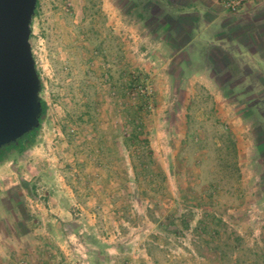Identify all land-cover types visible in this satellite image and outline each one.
Returning a JSON list of instances; mask_svg holds the SVG:
<instances>
[{"label": "rangeland", "instance_id": "obj_1", "mask_svg": "<svg viewBox=\"0 0 264 264\" xmlns=\"http://www.w3.org/2000/svg\"><path fill=\"white\" fill-rule=\"evenodd\" d=\"M30 42L49 110L0 163V264H264V0H38Z\"/></svg>", "mask_w": 264, "mask_h": 264}, {"label": "water", "instance_id": "obj_2", "mask_svg": "<svg viewBox=\"0 0 264 264\" xmlns=\"http://www.w3.org/2000/svg\"><path fill=\"white\" fill-rule=\"evenodd\" d=\"M38 0H0V149L41 123L42 79L30 37Z\"/></svg>", "mask_w": 264, "mask_h": 264}, {"label": "trees", "instance_id": "obj_3", "mask_svg": "<svg viewBox=\"0 0 264 264\" xmlns=\"http://www.w3.org/2000/svg\"><path fill=\"white\" fill-rule=\"evenodd\" d=\"M139 79H136V81ZM42 107H43V115L41 118L40 125L35 128L33 131L24 135L18 144H11L0 149V163L3 162L11 153L13 152H24L28 148H30L35 140L38 130L41 128L42 122L44 118L47 116L49 110L48 101L42 97ZM139 103V102H138ZM132 106V117L133 123L132 126L127 132V141L126 145L128 151L130 153L131 162L133 164L135 179L141 181L145 180H153L152 174H147L149 167V160L153 159V152L150 146V139L146 132V126L142 120L141 110L142 103ZM143 174L141 177L140 174ZM131 178V177H129ZM205 221H201L200 225H204Z\"/></svg>", "mask_w": 264, "mask_h": 264}]
</instances>
